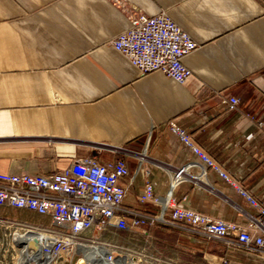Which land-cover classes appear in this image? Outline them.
Instances as JSON below:
<instances>
[{
    "label": "crops",
    "instance_id": "0c3cea01",
    "mask_svg": "<svg viewBox=\"0 0 264 264\" xmlns=\"http://www.w3.org/2000/svg\"><path fill=\"white\" fill-rule=\"evenodd\" d=\"M159 10L198 43L182 59L192 72L183 83L160 71L139 73L109 43L130 15ZM230 95L237 104L225 110L220 98ZM90 153L98 162L124 158L128 175L118 183L127 189L125 208L154 212L138 202L143 183L163 193L169 174L195 161L174 186L175 200L207 217L247 223L257 212L239 189L264 205V0H0V172L47 173ZM1 209L49 224L23 209ZM172 230L181 246L210 259L264 264V256Z\"/></svg>",
    "mask_w": 264,
    "mask_h": 264
},
{
    "label": "built area",
    "instance_id": "2783aa9c",
    "mask_svg": "<svg viewBox=\"0 0 264 264\" xmlns=\"http://www.w3.org/2000/svg\"><path fill=\"white\" fill-rule=\"evenodd\" d=\"M109 43L141 74L160 71L179 83L192 76L182 59L196 49L198 43L165 10L152 15L143 12L130 15L129 27L117 33ZM220 104L225 110H233L237 98L221 96ZM169 124L195 155L228 179L227 174L193 143L183 129L172 121ZM143 154L139 155L138 165ZM197 165V162L190 161L169 174L168 189L163 193L154 192L149 181L143 183L138 202L155 207L151 213L122 206L127 189L118 180L128 175L124 158L98 162L92 153L73 157L64 168L47 173L0 172V207L23 209L48 218V225L25 221L21 224L23 231L28 229L49 238L48 243L43 241L37 247L51 256L47 264H56L57 259H61L59 263L68 260L67 254L73 256L83 244H95L98 247L96 255L102 256L108 264H114L120 256L116 254L112 234L144 233L141 229L144 225L182 228L188 237L197 234L221 241L226 249L263 257L264 205L242 189L240 192L257 212L248 218L247 223L207 217L175 200L172 195L174 186L185 179V170ZM204 176L205 170L200 167L198 177ZM37 239L32 237L34 242Z\"/></svg>",
    "mask_w": 264,
    "mask_h": 264
},
{
    "label": "rangeland",
    "instance_id": "374dc122",
    "mask_svg": "<svg viewBox=\"0 0 264 264\" xmlns=\"http://www.w3.org/2000/svg\"><path fill=\"white\" fill-rule=\"evenodd\" d=\"M0 210V264H18L24 252L15 242L13 234L21 232L24 227L21 225L22 221L8 217L1 207ZM177 238L179 235L175 230L165 233L158 225L146 228L144 233L127 231L112 234L116 254L128 258L132 264H228L227 257L222 256L219 261L212 256L210 259L202 251L197 252L190 247L181 246ZM211 241L213 247L223 245L221 241ZM71 256L70 254L68 260L61 263L83 264L84 260L81 259L82 254L79 250H76L72 259H69ZM60 260L57 259L56 264H61Z\"/></svg>",
    "mask_w": 264,
    "mask_h": 264
},
{
    "label": "bare ground",
    "instance_id": "6f19581e",
    "mask_svg": "<svg viewBox=\"0 0 264 264\" xmlns=\"http://www.w3.org/2000/svg\"><path fill=\"white\" fill-rule=\"evenodd\" d=\"M15 242L18 244L19 248L24 252L21 260L18 264H47L51 256L47 253H42L37 247L38 244L46 241L49 242V238L42 234L32 232L31 230L22 229L21 232H15L13 234ZM37 237V242L32 240V237ZM97 246L95 244H83L79 247V250L82 252L83 264H108L104 258L100 255H96ZM69 254H67V257ZM114 264H132L128 258L117 257Z\"/></svg>",
    "mask_w": 264,
    "mask_h": 264
},
{
    "label": "trees",
    "instance_id": "16d2710c",
    "mask_svg": "<svg viewBox=\"0 0 264 264\" xmlns=\"http://www.w3.org/2000/svg\"><path fill=\"white\" fill-rule=\"evenodd\" d=\"M165 227H166V226H165ZM166 228H168V229H169V231H170V230H172V228H171V227H166Z\"/></svg>",
    "mask_w": 264,
    "mask_h": 264
}]
</instances>
